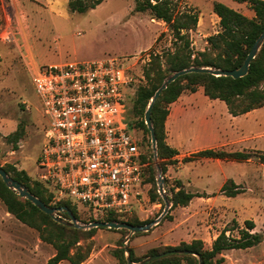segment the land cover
Instances as JSON below:
<instances>
[{
  "label": "rangeland",
  "instance_id": "1",
  "mask_svg": "<svg viewBox=\"0 0 264 264\" xmlns=\"http://www.w3.org/2000/svg\"><path fill=\"white\" fill-rule=\"evenodd\" d=\"M174 1L178 10L190 11L199 17L196 29L190 31L194 56L207 49L211 35L221 31L220 17L214 11L215 2H224L250 18L255 16L248 2ZM3 4L18 17L20 33L16 42L0 41V166L13 165L37 180L48 118L32 82L35 66L117 56L128 57L130 65L136 64L135 69L141 72L153 50L161 52L173 48V38L167 23L153 18L149 11L136 10V0H104L85 13L72 11L70 7H34L30 15L25 7H13L12 0H0V7ZM1 14L0 9V19ZM163 32L164 36L157 41ZM136 90L137 87L130 93L135 95ZM183 96L187 101H194L191 121L182 125L186 147L177 162L166 165L165 174L159 159L152 160L158 197L152 200L156 186L145 181L140 188V199L134 202L132 213L124 220L138 217L149 223L159 218L167 208L165 197L170 201L173 191L180 185L199 194L211 192L214 198L209 202L197 198L187 207L173 209L170 201L168 218L165 215L160 224L132 235L129 240L130 232L125 235L121 230L98 228L92 241H82L85 245L93 242L92 252L82 264H120L114 253L120 247H132L138 257L148 255L152 249L177 246L196 238L203 239L210 247L226 228L232 229L228 235L239 237L248 219L254 220L253 232L261 233L263 241L248 249L224 251L223 264H264V165L256 158L242 162L202 157L188 162L183 160L206 148L264 150V107L235 117L224 101L205 95L203 87L196 92L186 91ZM21 129L24 130L23 138L14 142V133ZM136 132L143 139L146 152L152 153L150 135L140 129ZM168 137L167 134V142ZM161 174L165 179V192L159 191ZM228 180L235 181L242 191L236 197H229L222 191ZM71 202L80 207L79 223H90L86 222L89 219L86 208ZM55 253V247L44 242L37 229L9 213L0 199V264H48ZM59 264L72 263L64 260Z\"/></svg>",
  "mask_w": 264,
  "mask_h": 264
},
{
  "label": "trees",
  "instance_id": "2",
  "mask_svg": "<svg viewBox=\"0 0 264 264\" xmlns=\"http://www.w3.org/2000/svg\"><path fill=\"white\" fill-rule=\"evenodd\" d=\"M104 0H70L68 6L72 11L85 13L98 7ZM248 2L255 12L250 18L240 11L230 7L224 2H215L214 11L220 17L221 31L208 38V47L194 56V50L190 38V31L196 29L199 17L190 11L178 10V4L174 0H136V10L149 11L153 18L167 23L172 35L173 48L164 49L161 52L153 50L150 59L143 72L145 82L137 85L135 95L130 91L124 100V118L129 129L134 132L143 150V161L148 162L145 167L143 183H152L156 186V192L152 194V200L158 197L157 179L152 166L153 159H159L162 171H167L169 162L178 161L179 150L167 142L166 122L170 113V105L177 101L186 91L196 92L203 87L205 95L211 99H220L228 107L230 114L240 116L264 107V44L258 55L251 61L249 72L246 76L234 78L232 76H216L209 72H191L178 77L168 84L160 97L155 102L152 112V123L157 136V158L152 145V153H147L144 141L136 132L142 130L150 135L151 131L145 120V113L156 91L175 72L191 67H211L221 70H232L241 66L251 51L255 41L264 30V0H236ZM163 32L157 41H159ZM134 95V96H133ZM132 102V104H131ZM24 136L21 129L14 133L13 141L18 142ZM195 157L210 159H225L235 161H248L256 158L264 165V150L226 151L219 148H206L185 157V162L192 161ZM14 179L24 183L27 187L48 205L68 206L80 219L77 205L70 200L55 201V190L40 180H33L25 171L9 165L4 167ZM180 184V182H179ZM181 186V185H180ZM178 187L170 196L172 209L178 206H188L195 197H203L199 194ZM222 191L229 197H236L242 191L233 180H228L222 187ZM0 199L5 203L8 212L13 214L23 223L37 229L40 238L56 249V253L50 258L48 264H59L64 260L72 264H82L92 252L93 242L87 245L83 240H91L98 228H75L54 220L50 215L40 210L30 200L21 197L14 189L7 186L0 176ZM60 216L70 219L67 213L60 212ZM170 215H166L168 218ZM107 221L118 220L133 225H145L148 222L141 221L138 217L128 220L109 217ZM89 222V221H86ZM160 224V223H159ZM246 227L240 229L239 237H231L227 234L231 228L222 230L210 247L206 246L202 239H194L192 242L183 241L177 246H164L162 249H152L148 255L138 257L135 249L122 247L116 249L115 256L120 264H129L126 251L130 252L131 260L135 263L164 252L170 253L155 258L144 264H223L221 256L224 251L231 249H248L263 241V235L253 232L256 227L254 220L245 221ZM127 235L130 231L126 228L117 229ZM139 234V233H136ZM193 251L199 255L189 253Z\"/></svg>",
  "mask_w": 264,
  "mask_h": 264
},
{
  "label": "built area",
  "instance_id": "3",
  "mask_svg": "<svg viewBox=\"0 0 264 264\" xmlns=\"http://www.w3.org/2000/svg\"><path fill=\"white\" fill-rule=\"evenodd\" d=\"M1 10L0 41H18V17L5 4ZM127 58L53 63L32 73L48 118L38 180L55 190V201L85 207L90 223L124 219L142 195L148 162L124 118V100L146 78Z\"/></svg>",
  "mask_w": 264,
  "mask_h": 264
},
{
  "label": "water",
  "instance_id": "4",
  "mask_svg": "<svg viewBox=\"0 0 264 264\" xmlns=\"http://www.w3.org/2000/svg\"><path fill=\"white\" fill-rule=\"evenodd\" d=\"M263 44H264V30L261 33V35L258 37V39L255 41L251 51L249 52V54L245 58L243 64L239 67L232 69V70H221V69H214L211 67H191L188 69H183V70L177 71L173 75H171L168 79H166V81L163 83V85L156 91V93H155L154 97L152 98L151 103L149 104L148 109L145 113L146 124H147L148 128L150 129L151 135H152V145H153V149L155 151V158H157V136H156V132H155V129H154L153 123H152V112H153L155 102L160 97L163 90L167 88L168 84L175 81L178 77H180L184 74H187V73H191V72H209V73H212L216 76L224 75V76H232L234 78L244 77L248 74L251 61L258 55ZM0 176L3 178L4 182L7 184L8 187L14 189L21 197L30 200L35 206H37L40 210H42L45 213H47L48 215H50L54 220H56L60 223H63L65 225L75 227V228H110V229L126 228L130 231V234L127 237V240H129L132 235H134L136 233L143 232V231H149L151 228H153V226L159 224L160 221L162 220V218L168 212V209L170 208V201L168 200V197H165V201L167 204V208L165 209V212L159 218H157V219H155V220H153V221H151L145 225H133L130 223L121 222V221H117V220L93 221L92 223H88V224H80L71 208H69L68 206L57 207V206L48 205L40 197L35 195L27 187L26 184L18 181L17 179H14L11 175H9V173L7 172V170L3 166H0ZM164 180L165 179L162 177V174H161L160 178H159V191L160 192L163 191ZM60 212L67 213L69 215L70 219H66V218H63L62 216H60L58 214ZM170 252L171 251L164 252L161 254L152 255V256L144 259L143 261H141L139 263H135L131 260L130 252L128 251L127 259H128L129 264H144V263L149 262L155 258H158L160 256H164ZM189 253L194 254V255L199 257V255L193 251H189ZM200 264H203L201 258H200Z\"/></svg>",
  "mask_w": 264,
  "mask_h": 264
},
{
  "label": "crops",
  "instance_id": "5",
  "mask_svg": "<svg viewBox=\"0 0 264 264\" xmlns=\"http://www.w3.org/2000/svg\"><path fill=\"white\" fill-rule=\"evenodd\" d=\"M12 2H13V7H25L29 15L31 11L34 12V7L43 6V7H51L52 9H57L59 7H69L68 6L69 0H25V1L13 0ZM63 3L65 4L64 6ZM0 9H2V7H0ZM1 18H2V14H1ZM23 39L25 41V36H23ZM38 67L40 66L36 65L34 70L37 69ZM183 98L184 96L182 94L177 101L173 102L170 105V113L166 122V128L168 130L167 134L169 135L168 143L172 147L177 148L179 150V154L176 157H180V152L184 147H186L185 145L186 136L182 131V125L188 122V120L191 121V117L193 115L192 109H193L194 101L191 100L192 98L189 99L191 101H187V99H183ZM212 137L214 140L216 139L215 134ZM211 194H212L211 192H206V196L195 197L194 199L198 198L201 201L204 200V202H209L210 200H212V198H214L211 196ZM194 199L190 202V204H192ZM196 239H201V238H196Z\"/></svg>",
  "mask_w": 264,
  "mask_h": 264
}]
</instances>
